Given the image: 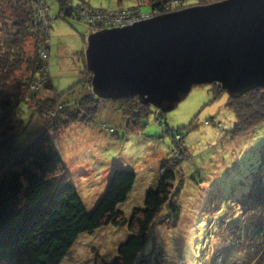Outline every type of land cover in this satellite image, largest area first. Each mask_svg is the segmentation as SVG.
<instances>
[{
    "label": "trees",
    "instance_id": "obj_1",
    "mask_svg": "<svg viewBox=\"0 0 264 264\" xmlns=\"http://www.w3.org/2000/svg\"><path fill=\"white\" fill-rule=\"evenodd\" d=\"M48 1L0 0V264H63L83 235L93 236L107 227L125 230V235L110 257L100 249H93L92 264H146L140 263L146 257L147 264H264L262 141L249 159L252 165L248 170L241 176H230L225 187L221 184L216 187L213 183L210 190L216 189V192L208 195L209 200L200 201L202 209L197 210L201 211L199 215L210 213L204 234L209 242H198L192 233L185 246L189 250V258H178L174 251L161 246L157 238L163 227L176 228L181 222L182 160L173 156L163 161L158 180L155 178L152 186L145 184L143 192L140 188L139 200L135 194L137 173L116 166L100 172V190L89 198L82 194V166L71 172L54 136H60L61 131L72 124H75L74 128L85 125L93 129L104 101H111L127 124L137 127L153 109L163 115L164 112L152 104L141 102L138 96L98 97L92 91L90 74L84 62L81 79L58 93L50 74V59L42 57L44 50H52L51 19L48 27L40 20V8L45 3L48 5ZM55 1L60 7L58 18L87 20L82 15L91 9L87 7L86 0ZM82 2L87 5L83 6ZM144 4L151 6L149 11H142ZM186 6L184 0H151L149 3L135 0L133 5L122 9L134 10L140 16L158 15ZM48 11L50 16V8ZM47 33L49 43L46 42L45 46L42 39L43 35L47 38ZM29 40L33 41L32 52L26 46ZM85 40L84 35V45ZM83 51L84 48L79 53ZM44 71L49 77L41 79ZM8 87L13 90L8 91ZM78 87L84 89L78 92L79 95L73 94ZM210 89L215 98L229 96L227 107L232 109L235 121L233 132H228L230 137L237 138L264 126V88H254L240 97L226 92L217 94L225 91L217 84H211ZM67 94H71V98H64ZM21 105H26L31 118L38 117L43 125L30 143L16 146V139L29 126L19 116ZM159 118L157 120L161 124ZM194 127L196 121L186 127L188 133ZM261 132L264 134V129ZM176 134L179 140L174 141V151L185 155L184 135ZM198 178L195 174L190 175L197 191L205 183L199 175ZM216 195H220V199ZM212 201H218V204H211ZM228 210L227 218L224 214ZM254 213L256 215L250 217ZM165 219L170 221L169 225H163ZM222 221L227 223V227ZM212 230L223 232L226 244L217 248L215 244L219 238ZM229 231L231 236L235 232V237L231 238ZM192 242L196 246L198 244L197 252L192 249ZM236 242H240L239 254H235L231 247ZM222 247L226 250L223 251ZM157 251H160V256Z\"/></svg>",
    "mask_w": 264,
    "mask_h": 264
},
{
    "label": "rangeland",
    "instance_id": "obj_2",
    "mask_svg": "<svg viewBox=\"0 0 264 264\" xmlns=\"http://www.w3.org/2000/svg\"><path fill=\"white\" fill-rule=\"evenodd\" d=\"M86 1L88 5L86 2H82V4L91 8L87 11L89 15L93 12L92 9L98 13L107 12L109 20L116 19L122 8H128L127 6L135 3V0ZM143 1L149 3L151 0ZM217 1L221 0H184V3L188 6H194ZM48 5L45 3L40 8V19L46 27L49 26L51 19L52 50L47 54L42 52V57L43 59H50V74L54 88L58 93H62L81 79L82 73L80 71L84 70L85 54L84 51L83 53L79 52L85 47L84 35L87 38L89 31L99 30L106 19L91 22L70 18L66 21V19L57 17L60 9L57 1L49 0ZM48 8H50V16L48 15ZM141 8L145 12L149 11L151 6L144 4ZM83 19L87 18L83 17ZM95 22H98L97 27L100 26L99 28H94L93 24ZM46 35L48 38V33ZM47 38L43 35L42 41L45 46L46 42L49 43V38ZM26 46L29 49H27L28 51H33L32 40H29ZM45 73L47 71H44V76L41 75V79L49 77ZM41 84L42 81L39 85ZM210 87L211 84L193 86L189 95L175 109L164 112V115L153 109L138 127L130 123L127 124V120L117 107H114L111 101H104L99 116L92 125L93 129L85 125H76L74 128L75 124H72L70 128L61 131L60 136H54L55 142L65 160H67L71 172L74 173L78 167L81 168L80 166H82L80 170L83 179L80 181L81 192L87 198L93 192L100 190V178H102L100 172L104 170L107 172L109 168L116 166L132 169L137 173L135 194L137 200H139L140 188L143 192L145 184L152 186L153 180L155 178L158 180L160 165L163 161L173 156L175 159L182 160L180 167L183 169L184 187L179 197L182 205L181 222L176 228L163 227L162 232L157 236L160 245L166 250L174 251L180 259L190 255L185 246L192 233H194L193 237L195 236L198 242H209L206 241L207 235L204 234L205 224L210 218V213L199 215L201 211L198 212L197 210L201 208V202L209 200V194L216 192V189L210 190L212 184L215 183L216 187L220 184L225 187L230 176H241L240 174L252 165V163H249V159L254 156L259 141L264 142V134L261 132L264 126L254 130L255 132H248L237 138L230 137L228 132L230 130L233 132L232 128L235 121L232 109L227 107L229 96L222 95L220 98H215ZM83 89L84 87H78L76 93L73 94L79 95L78 92ZM7 90L11 91L13 88L8 87ZM224 92L226 91L216 93ZM69 95L71 94L65 95L64 98H71ZM19 109V116L27 124L29 123V126L27 131L16 139V146L30 143L39 134V130L43 125L38 117L31 118V113L26 105H21ZM158 116L161 117V124L157 120ZM194 121H196V127L191 133H188L189 129L186 127ZM177 132L184 135L183 145L186 148V156L181 151H174V141L179 140ZM87 168L90 169L87 170ZM192 174H195L197 178L199 175L201 180H205L199 191L195 190V183L190 179ZM190 181L193 183H190ZM209 184L210 186L207 187ZM202 187L205 189L201 190ZM216 197L220 199L221 196L216 195ZM218 201H212L211 204L215 203L217 205ZM228 215L229 210L225 212L224 216L227 217ZM255 215L254 213L250 217ZM222 222L227 227V223ZM249 222L252 221L249 219ZM169 224L170 221L165 219L163 225ZM227 233L231 238L235 237V232H232L234 236H231L230 231ZM215 234L219 238V242L217 241L215 244L217 248H219L218 245L226 244L223 232H216ZM124 235L125 230L115 227L103 228L102 231L93 236L83 235L63 264H92L93 249L95 248L102 250L106 257H110L114 254V247L118 246ZM190 245L194 252H197L198 244L196 246L192 242ZM231 247L235 249V254H239L240 242L234 243ZM222 250L225 251L226 249L222 247ZM157 255H161L160 251H157ZM145 262L148 263L147 257L142 259L140 263Z\"/></svg>",
    "mask_w": 264,
    "mask_h": 264
},
{
    "label": "water",
    "instance_id": "obj_3",
    "mask_svg": "<svg viewBox=\"0 0 264 264\" xmlns=\"http://www.w3.org/2000/svg\"><path fill=\"white\" fill-rule=\"evenodd\" d=\"M85 64L100 98L138 96L163 112L195 85L240 97L264 88V0L194 5L87 35Z\"/></svg>",
    "mask_w": 264,
    "mask_h": 264
},
{
    "label": "built area",
    "instance_id": "obj_4",
    "mask_svg": "<svg viewBox=\"0 0 264 264\" xmlns=\"http://www.w3.org/2000/svg\"><path fill=\"white\" fill-rule=\"evenodd\" d=\"M118 13H120V14H117L116 19H111V20H109V18L107 17V15H108L107 12H99L98 13L97 11L96 12L93 11L89 15V13L86 10V11L82 12V15H84L83 17H85V18L87 17V20H89L91 22H94L95 20H98V19H102V20L106 19L105 23L103 24V26H104L103 28L115 27V26H124V25L131 24L135 21H138L140 19H145V18L153 16V15H147V14L139 16L134 10H131V9H124ZM41 22H42V20H41ZM97 23L98 22H95L93 24L94 28H98ZM43 52H45L44 54H47V52L45 50Z\"/></svg>",
    "mask_w": 264,
    "mask_h": 264
}]
</instances>
